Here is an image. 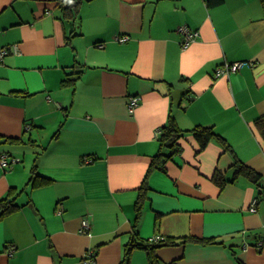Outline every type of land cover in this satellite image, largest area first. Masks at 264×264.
<instances>
[{
	"label": "crops",
	"instance_id": "1",
	"mask_svg": "<svg viewBox=\"0 0 264 264\" xmlns=\"http://www.w3.org/2000/svg\"><path fill=\"white\" fill-rule=\"evenodd\" d=\"M214 2L82 0L72 20L54 0H0V50L18 47L0 58V198L17 188L22 206L0 220V264H121L170 115L212 126L231 151L187 134L146 181L139 235L219 242L160 247L162 264H264V4ZM183 26L200 32L187 47ZM226 62L244 65L217 77ZM4 153L20 161L4 166ZM235 155L261 173V195L246 177L214 180L233 177ZM35 163L49 185L32 188Z\"/></svg>",
	"mask_w": 264,
	"mask_h": 264
},
{
	"label": "trees",
	"instance_id": "2",
	"mask_svg": "<svg viewBox=\"0 0 264 264\" xmlns=\"http://www.w3.org/2000/svg\"><path fill=\"white\" fill-rule=\"evenodd\" d=\"M57 1L64 12V17L66 19H75L77 17L78 5L82 0H77V4L74 8H68L65 6L66 0H54ZM220 0H215L214 3H218ZM264 4V0H262ZM76 66V65H75ZM83 73L82 68H76L71 73L62 80L63 85L74 84ZM261 135L264 137V117L259 118L256 123ZM192 134L195 139L199 142L200 150H203L207 145L215 140L221 144L224 150H230L231 146L228 141L212 126L197 125L192 129L181 128L174 116L170 115L168 122L164 124L158 135L159 141V151L153 156L151 164L149 166L148 172L145 177L143 186L140 187L139 195L135 203V222L133 224V231L131 235V240L125 246L124 257L121 264H131L133 252L136 249H141L146 252L149 264H162L161 259L157 255V249L164 246H178L184 245L186 243H200L204 245L219 243L215 238H174L169 237L164 240H159L158 242H152L148 239H144L139 235L137 229L138 222L142 216V209L145 199L147 198V191L149 185H146V181L150 173L158 168H163L166 162L171 159L175 154H178L182 150V139L187 135ZM10 142L16 143H29L33 146H38L35 140L30 139L28 142L23 141L18 138H8ZM41 152H39L40 154ZM234 162V173L231 179L226 178L222 174H216L214 180L221 186L224 187L227 182H232L239 177H246L256 184L259 190V195L262 193L263 184L261 173L258 172L253 167L247 165L245 162L237 158ZM53 179L51 177L42 175L38 171L37 164H33L31 167V176L29 182L32 184V188H39L42 186L49 185ZM21 190L17 188H11L8 193L0 198V220L9 216L10 214L19 210L22 206L17 203V197L20 195Z\"/></svg>",
	"mask_w": 264,
	"mask_h": 264
},
{
	"label": "built area",
	"instance_id": "3",
	"mask_svg": "<svg viewBox=\"0 0 264 264\" xmlns=\"http://www.w3.org/2000/svg\"><path fill=\"white\" fill-rule=\"evenodd\" d=\"M179 30L182 32V34L184 36L183 47L189 46L195 39H197L200 36V32L198 30H191L190 28H188L186 26L180 27ZM128 38L129 37L127 35L117 36L116 37V39L118 41H120V42L127 41ZM17 50H18V47H17L16 44L13 45V46L3 47L0 50V58H2L5 55L9 54L11 51L17 52ZM243 65H244V62H232V63L226 62V63H224L222 65H219L217 67L216 76L219 77V76H222V75H228L232 71L239 70ZM139 102H140V97L139 96H134V97L131 98L129 107H130V110L132 112L139 105ZM159 133H160V130H159V132H157V134L159 135ZM8 158H9L8 157V153H4L2 155V163H3L4 166H9L13 162L20 161V159L16 158V157L15 158L12 157L13 159H11V161ZM252 210H255V208L252 207ZM90 224L91 223H90V221L87 218H84L82 220V228H83L84 232L87 233V234H91L90 233V228H91ZM163 239L164 238L162 236L158 235V236H154L152 238V241H159V240H163Z\"/></svg>",
	"mask_w": 264,
	"mask_h": 264
},
{
	"label": "water",
	"instance_id": "4",
	"mask_svg": "<svg viewBox=\"0 0 264 264\" xmlns=\"http://www.w3.org/2000/svg\"><path fill=\"white\" fill-rule=\"evenodd\" d=\"M77 0H66L65 6L71 8L75 5Z\"/></svg>",
	"mask_w": 264,
	"mask_h": 264
}]
</instances>
